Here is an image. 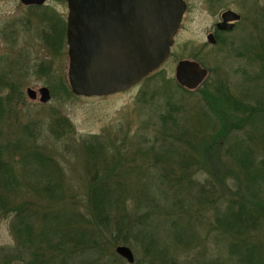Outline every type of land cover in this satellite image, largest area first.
I'll use <instances>...</instances> for the list:
<instances>
[{"label":"rangeland","instance_id":"1","mask_svg":"<svg viewBox=\"0 0 264 264\" xmlns=\"http://www.w3.org/2000/svg\"><path fill=\"white\" fill-rule=\"evenodd\" d=\"M184 1L187 11L171 55L157 72L124 92L86 98L74 95L69 85L64 36L69 13L66 0H49L45 7L0 0V165L4 177H12L18 188L15 193H2L11 206L7 213L3 206L0 208L2 254L16 245L11 211L21 206L25 220H32L38 234L44 229L51 232L53 226L61 233L76 226L98 232L93 251L100 262H92L91 254L81 257L79 263L69 264H129L116 252L121 246L132 251L135 261L144 262L143 253L133 249L137 242L133 237L129 242L132 246L122 243L124 236L117 237L115 224L120 215L114 208L108 229L88 222L91 186L104 184L114 190L112 199L119 202L116 208L125 202L127 217L140 221L146 217L143 229L169 251L170 259L179 257L191 264H239L242 257L235 242L240 238L222 234L218 217L226 212V204H233L234 211L236 203L256 205L264 185H249L248 195V184L240 179L225 151L235 144L242 145L244 148L234 146L235 155L240 153L241 161L246 163L251 159L245 151L249 149L260 163L264 144L259 136L264 129L262 122L259 126L234 119L226 123L228 113L216 119L220 113L215 106L219 103L213 100L218 85L223 83L238 107L226 102L220 107H231L242 115L250 112L249 108L264 105V0ZM226 11L241 19L233 30L219 32L216 24ZM210 34H215L216 45L208 42ZM183 60L195 61L208 71L198 88L203 91L204 86L208 87L206 100L200 91L184 90L176 82V67ZM40 88L51 93L46 104L40 102L39 94L35 100L28 96L29 89ZM237 99L242 102L241 109ZM170 111L178 117L183 114L178 124L183 127L188 122L190 135L194 132L192 124L198 129L200 142L212 136L220 141L199 149V155L188 151L186 157L152 149L150 144L166 127H177L167 114ZM212 117L217 121H211ZM207 120L212 124L205 132L202 129L209 126L202 128V121ZM37 156L45 162H39ZM190 156L193 158L188 162ZM182 179L184 184L180 183ZM190 180L194 185L191 196L186 191ZM3 183L1 178L0 187ZM47 186L57 191L53 200L44 192ZM203 199L207 200L201 203ZM222 203L224 211L219 213ZM74 217L78 225L59 227V221ZM180 227L191 239L174 251L170 236ZM250 235L254 243L264 247L263 230ZM57 260L53 264H61Z\"/></svg>","mask_w":264,"mask_h":264},{"label":"trees","instance_id":"2","mask_svg":"<svg viewBox=\"0 0 264 264\" xmlns=\"http://www.w3.org/2000/svg\"><path fill=\"white\" fill-rule=\"evenodd\" d=\"M204 87L205 91H200L199 89L196 91H200L201 95H203L206 100L207 97L205 95L206 91H208V87ZM218 87L219 88L216 89L217 94L215 95L213 100L216 104L219 103L217 104V106H215L216 112L220 113L219 116H216V119H218L220 115H225L228 113L230 118L227 117V119L225 120L226 123L229 122L228 120L231 121L232 119H234V122L237 123L247 121L250 125L259 126V123L262 122V129H264V105H260L258 108H249L250 112L247 111L242 115H239L234 110H230L229 108L231 107H227V109L230 110L227 111L225 106H219L220 103L226 102L230 106H233L234 104L235 107H238L236 103L232 102V99L234 100L236 98L232 95L230 90H228L229 87H227V85L220 83ZM241 103L242 102L239 101V109L242 108ZM168 113L171 114L172 120L175 123L177 122L176 126L178 128H172V126L166 127L165 131L161 133V136L157 135L155 137V142L153 144H150L152 145V149L159 148L162 149L161 151L163 152L170 151V153H177L186 157V153H188V151H190L189 153L191 154H198L199 152H196L199 151V149L204 150L208 147H213L214 143H218V141H220L217 137L212 136L207 137L205 140L203 139L204 141L202 140V142H200V139L196 134L198 132V129L195 128L193 124V135H190L188 133V122H186V125L183 127H180V125L178 124L183 114H179L178 117L177 113L173 111L167 112V114ZM165 114H161L160 116L163 115V118H165ZM205 118L207 119V116ZM216 119L213 118L210 120L217 121ZM202 122H204L202 128L209 126L206 129H202V131L208 132L212 123L209 120ZM259 137V140L264 144V131ZM234 146L235 148H244L242 145L239 144H235ZM234 146L231 147L229 150L227 149L225 151V155L228 159L232 158L231 162L238 169L237 173L240 176V179H243V182L248 184L246 187V191H249V185H254L257 183H259L260 185H264V157L260 160V163H257V158L253 156L255 155V153L253 151H250L249 149H245V151L249 153L251 159L250 161L244 163L243 161H241L242 159L240 157V153L239 155H235ZM262 149L264 148L262 147ZM262 149L260 147V151ZM37 157V159H39V162H45L41 157ZM190 158H193V156L187 158L188 162ZM2 167L3 166L0 165V173H2V175L0 174V179H4V185L0 187V208L1 206H3V209L7 213L10 211L11 206L9 203V198L7 197L6 199L5 197H3L2 193L7 194L13 191L15 193V190H17L18 188L12 182V177H4L5 173ZM103 172L106 173V171ZM184 182L185 179H182L180 183L184 184ZM188 182L189 184L187 185L186 191L188 193L187 195L191 196L190 194L192 193L191 191L194 188V185L192 184L193 182L191 180ZM107 187H109V185L94 184L91 186L89 199L91 206V218L88 221L91 225L98 227L100 226V229H108L109 227H111L110 225L111 222H113V219H111L110 212L112 211V208H114L120 215L119 219L116 220L117 223L115 224L116 228L118 229L116 231H119V234L117 233V237L120 238V236H124L125 238L122 243L125 245L131 244L129 243L130 238L133 237V239L137 241L133 245V249H136L138 250V252L143 253L144 262H141L139 259H137L134 264H191L187 263L184 260H179V257L178 259H173V257L170 259L169 251L164 248H161V246H159V241L156 240L152 234L150 235L143 229L146 227L144 226L145 222L147 223L146 217H144L141 221L135 217H127L126 213L129 210L125 202H123L120 207L116 208L115 205L119 202L117 198L115 201L112 199L114 195V190L112 188L109 189ZM254 188L252 192H255ZM44 192H46L48 198L51 197V200H53V196L56 194L57 191L55 188L47 186L45 187ZM257 195L258 197H256L255 201L257 203L256 205L251 204L249 205L250 207H247L243 204L236 203L237 206L234 211L233 204H226V212L222 213L220 217H218V230L220 229L222 234H227V237H231L232 239V233L233 235H235L234 237L240 238V241L238 240L235 242L237 243V251L240 252L239 254H241L242 257L239 261V264H264V247L257 242L254 243V240L252 241V239H250L254 238L250 235V233L252 234L254 233V231L259 230L264 231V192L258 193ZM220 199H224V197L221 196ZM206 200L207 199H203L201 203ZM223 205L224 203L221 204L218 212L224 211ZM141 206H143V201L141 202ZM11 212V214H14L11 229L16 240V245L14 248L9 250L7 254H2L0 252V264H53L56 259H58L57 261H60L61 264H69V262L77 263V261L79 263L81 257H83L84 259V257L91 254L92 262H100L99 259L96 258L94 255L95 251H93L96 244L94 243V240L98 233L97 231H88L86 230V228L76 226V228L71 227L70 229H68V231L63 230L61 233L57 232L56 226H53L51 232H46V230L44 229L41 234H38L36 228H34L32 220L31 222L25 220V210H23L21 206H16L12 209ZM71 220H74V222L72 223ZM42 222L45 224L48 223L46 222L45 217H43ZM59 222H61V225L59 224L60 228L61 226L68 227L72 225L74 226L76 224L78 225V223H80L76 220L75 217L74 219L65 218ZM48 224H46V226ZM187 235V230L185 231L184 227H180L170 236L172 237V248L174 251H178V248H180L182 245H187L188 238L189 240L191 239V236L189 235L188 237ZM88 251L89 253H87ZM178 253L180 255V252ZM174 254L175 252H173V256H175ZM28 258L30 260V263H27Z\"/></svg>","mask_w":264,"mask_h":264},{"label":"water","instance_id":"3","mask_svg":"<svg viewBox=\"0 0 264 264\" xmlns=\"http://www.w3.org/2000/svg\"><path fill=\"white\" fill-rule=\"evenodd\" d=\"M26 6H42L47 0H20ZM68 80L79 97H104L124 92L156 72L167 61L187 11L184 0H67ZM241 16L227 11L217 28L231 31ZM214 35L208 36L211 45ZM176 82L196 90L208 71L195 61L176 67ZM30 99L51 100L47 88L27 91ZM119 256L134 264L132 251L118 247Z\"/></svg>","mask_w":264,"mask_h":264},{"label":"flooded vegetation","instance_id":"4","mask_svg":"<svg viewBox=\"0 0 264 264\" xmlns=\"http://www.w3.org/2000/svg\"><path fill=\"white\" fill-rule=\"evenodd\" d=\"M49 0H47V2H48ZM47 2L44 4V5H42V6H37V7H45L46 6V4H47ZM66 2H67V0H66ZM67 4H68V2H67ZM30 7H36V6H30ZM67 8H68V11H69V7H68V5H67ZM69 14V13H68ZM221 18H222V16H221ZM67 19H68V16H67ZM67 24H68V21H66V25H64L65 26V35L64 36H66V43H67V55H68V57H69V45H68V41H67ZM218 24L219 23H217L216 24V29H217V26H218ZM218 30V29H217ZM219 32H224V31H220L219 30ZM215 35V34H214ZM216 37V36H215ZM217 39V38H216Z\"/></svg>","mask_w":264,"mask_h":264}]
</instances>
